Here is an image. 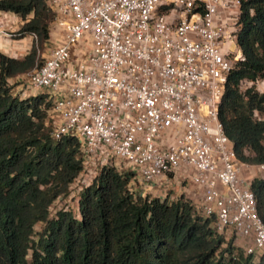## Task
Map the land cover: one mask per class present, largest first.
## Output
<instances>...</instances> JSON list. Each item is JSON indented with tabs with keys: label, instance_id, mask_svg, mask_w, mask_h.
<instances>
[{
	"label": "built area",
	"instance_id": "built-area-1",
	"mask_svg": "<svg viewBox=\"0 0 264 264\" xmlns=\"http://www.w3.org/2000/svg\"><path fill=\"white\" fill-rule=\"evenodd\" d=\"M44 1L53 14L46 55L7 83L19 99L45 97L52 140L78 142L81 170L49 205L48 219L59 211L79 218L81 192L112 168L128 177L133 198L183 196L223 245L231 240L253 260L264 256L251 190L264 163L239 160L219 119L227 76L245 60L237 45L243 0ZM16 17L24 23L0 10V48L20 59L32 45L12 42L37 36L19 33ZM247 87L263 92L264 80L242 81Z\"/></svg>",
	"mask_w": 264,
	"mask_h": 264
},
{
	"label": "trees",
	"instance_id": "trees-1",
	"mask_svg": "<svg viewBox=\"0 0 264 264\" xmlns=\"http://www.w3.org/2000/svg\"><path fill=\"white\" fill-rule=\"evenodd\" d=\"M0 10L19 14L21 34L37 36L20 59L0 52V264H264L236 249L193 212L181 196L133 198L127 176L100 171L79 198V218L48 207L66 194L81 170L78 142L54 141L45 124L49 103L43 95L19 99L7 79L39 64L53 14L44 0H0ZM237 45L245 60L229 72L219 119L242 162L264 163V91L240 89L244 80H264V0H243ZM257 111L261 119L254 117ZM251 190L264 222V178ZM43 223L39 232L34 226Z\"/></svg>",
	"mask_w": 264,
	"mask_h": 264
},
{
	"label": "crops",
	"instance_id": "crops-1",
	"mask_svg": "<svg viewBox=\"0 0 264 264\" xmlns=\"http://www.w3.org/2000/svg\"><path fill=\"white\" fill-rule=\"evenodd\" d=\"M16 18H17V20H16V24L14 25V28L19 29L21 27V25L23 24V21L18 17H16ZM32 43H33V41L30 38V36H28V35H25V37L21 38L20 40H15L14 42H12V44H14V46L17 48H23L24 46L30 47L32 45ZM0 52L7 55V54H9V48L4 46V47L0 48ZM191 190H192V188H190L189 191H191Z\"/></svg>",
	"mask_w": 264,
	"mask_h": 264
},
{
	"label": "rangeland",
	"instance_id": "rangeland-1",
	"mask_svg": "<svg viewBox=\"0 0 264 264\" xmlns=\"http://www.w3.org/2000/svg\"><path fill=\"white\" fill-rule=\"evenodd\" d=\"M46 50H47V48L45 46L43 48H40L39 49V60H42L43 56L46 55ZM65 204H66V202H64V201H61L60 202V205L61 206L65 205ZM76 205L77 204H76L75 199H71V201L69 203V208L71 210H75L76 209ZM42 227H43V223H37V224H35V226H34L35 233L36 232H39L42 229ZM230 236L232 237V235H230Z\"/></svg>",
	"mask_w": 264,
	"mask_h": 264
}]
</instances>
